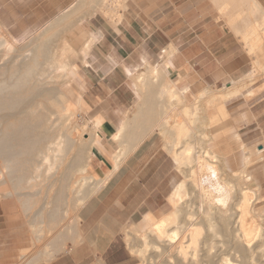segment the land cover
Returning <instances> with one entry per match:
<instances>
[{
  "label": "crops",
  "instance_id": "1",
  "mask_svg": "<svg viewBox=\"0 0 264 264\" xmlns=\"http://www.w3.org/2000/svg\"><path fill=\"white\" fill-rule=\"evenodd\" d=\"M74 2L0 0V22L11 37L23 38ZM122 7L115 20L95 14L83 23L95 41L85 59L74 63L69 87L71 100L80 103L95 130L90 166L96 177L108 179L76 212L65 232L58 233L54 215L53 236L44 248L36 244L42 236L41 212L38 220L34 216L27 221L24 208H16L0 194V264H135L122 232L146 215L167 214L168 198L180 182L167 145L174 132L168 129L185 123L193 135L201 133L200 124L184 119V108L190 114L201 92L217 96L251 70L240 40L264 21V0H125ZM165 56L166 66L161 67L167 79L147 84L146 89L134 84L131 74L146 64L157 66ZM260 87L262 82L253 86L254 95L248 89L210 109V118L228 116L231 135L239 137V142L226 141L219 148L229 170L243 167L242 146L254 150L264 144ZM173 89L180 106L163 93ZM141 136L147 137L139 141ZM261 148L254 153H262ZM257 166L253 173L264 163ZM257 175L250 183L254 189H260L262 181ZM48 217L52 230L53 216Z\"/></svg>",
  "mask_w": 264,
  "mask_h": 264
},
{
  "label": "bare ground",
  "instance_id": "2",
  "mask_svg": "<svg viewBox=\"0 0 264 264\" xmlns=\"http://www.w3.org/2000/svg\"><path fill=\"white\" fill-rule=\"evenodd\" d=\"M105 2L107 3V0H75L69 9L62 12L59 18H56L57 22H55L56 31L61 33V35L59 36V44L53 52L47 49V41L53 37L52 35L57 33L55 30L52 31L51 34L46 33L44 36L41 35L43 39L37 42L38 44L34 51H28L26 53H16L14 50V47L20 45L19 42L21 40H17V38L13 37H11V39L9 37L8 39L5 35L0 34V51L4 49L3 55H0V112L2 114L0 119H3L2 123H0V149H8V156L10 157V160H8L9 163H7L8 165L4 167L5 169L3 168L4 171L7 169L9 172L10 189L2 193L0 192L3 197H13L15 193H13V191H16L18 187L17 184L16 186L14 184L15 179L13 175L20 166L18 161L19 158L22 157L21 154L25 156L24 162L26 163V168L36 158L40 166L37 165L34 167V171L44 175V171L48 172L55 166L60 167V162L67 157V153L65 152L66 145H69V143L72 144V146L73 144H80L77 143L78 139H81L84 145H86L90 144L91 140L94 139L91 138V136L95 134L94 129H91L92 132L90 131L91 134L89 135L90 137H88L87 134L84 133L86 128L84 130H79L75 128L73 123L70 127L60 131L61 125H65L63 123L67 122L69 116L71 117L74 114L76 107L78 110H82L79 102L75 103L71 100L70 93H65L61 90L62 86L69 88L75 76L73 65L75 60H72L71 54L74 53L80 60H84L89 48L95 41V38L90 36L83 40L77 39L73 42L65 38L67 31L75 28L83 19L100 12ZM253 5H255V8L256 3ZM256 8H258V6ZM261 14L264 15V13ZM252 28L254 29V26H252ZM51 30L53 29L50 26L49 31ZM78 32L81 33L80 31ZM246 36L247 34L245 37ZM244 41L246 42V40ZM248 45L252 50L257 49L260 53L263 52L262 56L264 57L263 31L261 34H255L253 38L250 39ZM164 59L162 63L166 66L167 56H165ZM43 63H47L48 66L46 65L47 67L42 68L44 67ZM257 63L258 65L260 64L259 61H257ZM144 67H142V69L144 68L145 70L140 75L137 73L138 80L131 74V78L137 80L135 84L142 80H162L168 78L165 70L159 64L157 66L146 64ZM261 67L263 66L261 65ZM252 68L256 70L254 66ZM254 69L248 73L249 76L255 77L254 73H256V71H254ZM262 69H264V67ZM262 72L264 71L262 70ZM262 74L260 73L259 76ZM62 77L64 79L62 83H58L57 81L59 80H55ZM45 78L48 80L46 79L47 81L44 80L46 82H42ZM238 83L239 82H230L228 87H225L222 92L217 94V101H215L219 102L235 96L239 90L236 86ZM55 91H57L56 96L52 95ZM163 93L175 99H180L178 93L174 89L164 91ZM209 97H212L210 100L213 101V98H215L213 92L203 91L198 98L204 100V98L206 99ZM183 111L185 117L189 116L187 107H185ZM174 126L177 127V129L173 131V136H169L171 137V144L178 143V141L181 140L178 139V137H181L182 134L185 138L188 133H192L189 132L190 129L185 123H177ZM76 135L78 138L77 140L74 138ZM145 137L147 136H141L139 141ZM194 137L196 141V136L194 135ZM233 137L239 142L237 134H233ZM185 140L188 142V139ZM182 143L184 144V142ZM15 144L20 145L19 149L22 151L21 154L13 153ZM191 144H193V142H191ZM167 145L171 147L169 142ZM92 147L93 143L90 145V150L86 157V159H88V164L80 163L79 153L73 157L72 167L76 168V173L78 174L72 179V185L75 184L77 187L75 189L73 187L71 188L72 185H60L59 187L60 195H57L55 201L56 213L54 212V214H52L53 219L54 215H56V218L58 217L59 223L63 222L69 216L67 213L76 214L82 205L93 196L104 185L106 179H108H96L95 174L93 175V170L90 166ZM190 147L191 145L185 148V153H183L185 154L186 160L185 164H183L186 166L185 169L183 168L185 170H183L185 172L183 173L185 174L183 178H187L188 180L180 181L168 198V202L173 209V214H167V216L165 215L160 220H156L151 215H146L140 225L136 224L126 228L123 231L127 236L126 238L131 235V232L132 234L134 233L133 235H135L136 239V235L142 236L139 240L137 239L140 241V245L131 242L134 245H130L128 250L131 251L130 253L139 256L142 261L144 258L146 259V257H149L150 253V257L157 253H159L157 255L164 254L167 258L164 259L165 257L163 256V259L167 260V262L164 261L165 264H264V206L260 208H254L252 206L253 198L259 197V195H257L259 189H250L248 187L251 182L256 180L255 177L247 171L248 166L252 162L251 157L253 153L247 150L248 152L243 158V167L240 170H235L233 174L231 173L232 175L229 173V175L227 173L225 175V172H221V174L225 176H219L220 181L218 187L207 188L201 184L200 175L204 170L202 163L206 161L212 166L216 158L218 160V156L212 152V146H205L202 148L195 146L192 152V147ZM242 148L243 150L245 149L243 146ZM173 151L175 150L173 149ZM177 152L176 155H173V159L176 167H179L181 161L179 159L180 157H177V155H180ZM16 157L18 159H16ZM208 158H210V160ZM117 164L118 162L115 164L114 169ZM220 164L217 169L224 171V165L222 164V166ZM21 165L25 167L23 163ZM198 166L201 169L196 171L195 168ZM212 169L215 170L216 168L213 167ZM2 175L4 176V173L0 171L1 182H3V178L6 176L3 177ZM25 178L26 177L18 178L17 183L20 185L23 182L27 184L30 181H34L32 177L28 179ZM86 179H89V186L87 189L81 190L83 186L86 185ZM33 185L30 184L27 186L31 187ZM75 191L76 193L78 192V194H69V192ZM80 191H82L81 194L79 193ZM260 198L261 197H259V199ZM25 202L27 203L26 200ZM59 209L61 210V215L58 213ZM231 210H234L235 215L233 212V216L231 215ZM257 219L260 221L259 225L257 224ZM217 235L221 236H219L220 240L223 239V242L220 241L221 244H223L222 246L225 245L224 247L229 249H227L228 252L230 250L235 252V255L237 254V258L239 259L236 258L237 260H231L226 258L229 257L227 255H229L231 251L228 254L226 253L227 255H223L222 253L226 252L225 248V250L222 249L221 251L216 249L219 246V244L218 246L215 245ZM259 237H261V242L256 241V238L259 239ZM178 239L180 241L176 243ZM257 243L259 244L257 245ZM128 244L130 243L128 242ZM174 244H177L175 248L173 247ZM173 249L177 251V254H172L171 251ZM219 251L220 254L218 253Z\"/></svg>",
  "mask_w": 264,
  "mask_h": 264
},
{
  "label": "rangeland",
  "instance_id": "3",
  "mask_svg": "<svg viewBox=\"0 0 264 264\" xmlns=\"http://www.w3.org/2000/svg\"><path fill=\"white\" fill-rule=\"evenodd\" d=\"M124 2H125V0H107V3L105 2L103 4L104 8L102 7V10L100 12L96 13V14H101V15H103L105 17L110 18L111 20H115L117 15L123 10L122 6H123ZM59 16H60V14L58 16H56L55 18L51 19L50 20L51 22L49 21L47 24H45L43 27H41L39 29L26 32L27 36H25L24 38H22V37L21 38H17V40H21V41L19 42L20 45L14 47V50L16 51V53L17 52L26 53L28 51H34L35 47L38 44L37 42L38 41L40 42V40L43 39V36L46 33L47 34H51L52 31H54V30L56 31L55 22H57L56 18H59ZM88 18H90V17H88ZM86 19H83L82 20L83 22L81 21L78 24L79 26L77 25V26H75V28L69 30L70 32L67 31V35H66L65 39H67L70 42H73V41H76L77 39L83 40L86 37H88L87 31L85 30L84 24H83L86 21ZM50 26L53 29L51 31H49ZM255 28H257V29H255V31H253L251 28L246 31V33L250 32V34H249L250 36L246 39V42L244 40L243 41L240 40V42L242 44L243 49L245 50L246 54L249 56V59H250V61H249V63H250L249 69H251V70H249V71H252V69H254L252 67L254 66L256 68V70L254 69V71H256V73L258 75L256 73H254L255 77H251V75L250 76L248 75V73H249L248 72L245 75V77L243 76V78H241L240 82L238 81L239 82L238 85H236L239 88L237 94H240L242 91H245V90L249 89V92H250L249 95L252 96V95L255 94V92L252 91L253 86L255 84H258V83H261V82L263 84V87H260L259 90L264 88V75H263L264 72H262V70L264 71V69H262L264 67V61H263L264 57L262 56L263 52L260 53L259 51H257V49L256 50H252V49L249 48V45H248L249 42H250V39L253 38V36L255 34H261L262 31L264 33V22L261 23L260 25H257ZM47 30H48L49 33L47 32ZM78 31H80L81 33H79ZM56 32L57 33H55V35H52L53 37H51V39H49L47 41V49L50 52H53L54 49L57 48V46L59 44V41H60L59 36L61 35V33H59L58 31H56ZM77 33H78V35H77ZM0 34L5 35L6 37H8V39L10 37V39H11V33H8L6 28L2 26L1 22H0ZM251 34H253V35H251ZM41 35H43V36L41 37ZM38 37H40V38H38ZM3 50L4 49H1L0 55H3V53H4ZM167 55H169V54L167 53ZM71 58H72L73 61L75 60L74 61L75 64L77 62L76 60H79V58L76 57L74 55V53L71 54ZM163 60H165V59H163ZM257 61H259V63H260L259 65H258ZM43 65H44V67H42V68H45V67L48 66L47 63H43ZM159 65L161 66V65H164V64L161 62V63H159ZM261 65L263 67H261ZM144 68L137 72L138 75H140L145 70ZM137 73H135L133 77L138 80ZM260 73L261 74L263 73V74L261 76H259ZM134 78H132V79L134 80V84H135V82L137 80H135ZM46 79L47 78H45L43 80L41 79V80H42V82H46L48 80V79L47 80ZM44 80H46V81H44ZM55 80L56 81L59 80V81H57L58 83H62L64 81L63 77L60 78V79H55ZM161 81L162 80H160V79L142 80V81H139L135 85L136 86L139 85L142 89H146L147 88V84H151V83H155V84L159 83L160 84V83H162ZM161 88H162V85L160 86L159 90H161ZM61 90L64 91L65 93L68 92L71 95V91H69L70 88H68L66 86H62ZM52 95L56 96L57 95V91L53 92ZM71 97H72V95H71ZM160 97L162 99V97H165V96L161 94ZM214 97H215V98H213L214 102L212 100H210V99H212V97H209V98H206V99L204 98V100L203 99L201 100L200 98H198L196 100L195 104L193 105V108L190 109L191 112H190L189 116L185 117L184 114L182 115L184 117V119L187 121V123L191 122V119H192V122H191L192 125L194 124L193 121H196V125L200 124L201 133L196 135V141L194 139L195 138L194 135H190L191 133H188V135H190V136L187 135L185 138L183 137L184 136L183 134H182L181 137L179 136L180 138L178 137V139H181V140H179L181 142H179V141H178V143L175 142L176 144H171L172 143L171 140H167V144L169 142V144L171 145V147L170 146L169 147H170L172 156L176 155L177 151H178L177 153L180 154V155H177V157H180L179 159L181 161V164H180L179 167H176L178 172H179V175H180V181L188 180L187 178H185V179L183 178L185 176V174H183V173H185L184 169L186 168V166L183 165L186 162L185 154H183V153H185V151H184L185 148H188L191 145V147H192L191 152H192L193 147H195V146H197L198 148H202V147H205V146L206 147L207 146H212V152L215 155L218 156V160L216 158V160L214 161V164L212 166L209 164V162H206V161L203 162L202 166L204 167V170L202 171V173L200 175L201 184H203V186H205L207 188H216V187H218V184H219V181H220L219 180V176L220 177L221 176H225L226 173L227 174L229 173L230 175H232L234 173V171H235V170H229L226 167L225 163H223L224 159L221 158L222 156L219 155V148L222 145H224L226 143V141H230V140H233L234 142H237V141L233 137V135H231L232 129L230 128V123H229L228 116H227V118H223L222 120L219 119L218 117L217 118H210V109L214 108L217 105V103H221V102L224 103V101L226 100V99H224L222 101L216 102L217 101L216 100L217 96H214ZM166 98H167L166 100H168V101H172L174 99L176 101V103H175L176 106H178V105L180 106V105L183 104V103H181V99H175V98H173L171 96L170 97H166ZM209 102H211V103H209ZM76 109H77V107H76ZM76 109H75L74 114L71 117L69 116V118L67 119V122L63 123L65 125H63V126L61 125V127H60L61 130L60 131L66 129L67 127H70L71 124L73 123L75 128H77L79 130H84L86 128L87 131L84 130V133H86L87 136L90 137L89 135L92 132L91 129H94L92 127L93 125L91 126L89 124V122L87 121V119L84 118V115L86 113L85 111H82L80 109L76 110ZM1 116H2V114L0 112V117ZM2 121H3V119H0V123H2ZM175 129H177V127L170 126V128L168 130H169V132H171V131L173 132ZM189 132H191V130H189ZM217 133H218V135H217ZM93 136H94V134L91 136V138H94ZM83 137H86V136H83ZM231 137H233L234 139L231 138ZM74 138H76V140H77L78 139L77 135L74 136ZM185 139H188V142ZM197 140H198V143H197ZM190 141L193 142V144H191ZM182 142H184L185 145ZM185 142H187V143H185ZM77 143H80V144H77V145L73 144V146H72V144L69 143V145H66V151L65 152L67 153L66 154L67 157L62 160L63 162L62 161L60 162V167H56V166L54 168L52 167V170H50L48 172L44 171V173H45L44 175H41V173H37L36 171H34V167H36L38 165V162H37L36 158L26 168V165H25L26 163L24 162L25 156H24V154H21L22 151L19 149L20 145L19 144L18 145H16V144L14 145L15 150L13 151V153L14 154L18 153V154L22 155V157L19 158V161L17 160L18 163L20 164V166L18 165L19 169L17 168V171L13 175V178L15 179L14 180V184H15V186L17 184L19 188L17 187L16 191H13V193L15 192L13 197H11V198L10 197H6V198L4 197L3 199L6 200L7 202H9L11 205H14L16 208H18V207L21 208V209L24 208L25 213H26L27 221L31 220L34 216H36V218L38 220L39 218L37 216H39V213L41 212V214H40L41 216H39V217H40V221H41L40 223H41V230H42L41 235L42 236L40 237V240L36 244L37 245L41 244V246L43 248H44V245L49 243L51 237L53 236V231L55 229V226H54L55 222H54V219L52 218V224H51L52 230H50V228H49L50 227L49 226V217L48 216H50L51 214H54V212L56 210L55 201H56L57 195H60L59 194V187H60V185H72V179L75 177L76 174H78V173H76V168L72 167L73 157H75V155H77L79 153L80 154V159H79L80 163L88 164V159H86V157L88 156V151L90 150V145L92 143H94V139L91 140L90 144H86V145H84V143H83V141L81 139H78ZM188 143H189V145H188ZM263 146H264V144H261V146H257L256 148H254V150H248L247 149L248 151H251L253 153V155L251 157V161L252 162L248 166L247 171L250 174H252V175H257L259 173L260 176L257 177V178H258V180L259 179L262 180V181H260L258 183L260 189L258 188L259 191H258V194H257L261 198L259 199V197H257V196H256L257 198H253L252 206L254 208H260V207L264 206V198H263L264 197V174H263L264 173V167H261L260 170H258L255 173H253V171H255L254 169L258 167L257 165H259V164L261 165L262 163H264V151L262 153H260V154L254 153L257 148H261ZM173 149L175 151H173ZM247 150L244 149L243 153L246 154L248 152ZM173 152H174V154H173ZM8 153H9L8 149H0V165H1L0 166V171H2V173H4V176L6 175L5 178H3L5 181L3 180V182H1L2 179L0 181L1 182V184H0L1 185L0 186V189H1L0 192L1 193L10 189V186H9L10 185V183H9V175H8L9 172H8L7 169L4 171V169H5L4 167H6L8 165L7 164V163H9L8 160H10V157L8 156ZM16 159H18V158L16 157ZM208 159L210 160V158H208ZM221 159H222V162H221ZM3 163H4V165H3ZM22 163H23V165H25V167H23L21 165ZM219 164L220 165L223 164L224 166L223 165L222 166H223V168L225 167L226 171L224 169H223L224 171L218 170L217 168H219L218 167ZM38 166H40V165H38ZM20 167H21V169H20ZM213 167L216 168L215 169L216 172H215L214 169H212ZM72 168H73V170H72ZM198 169L200 170L201 168L199 166L195 168L196 171ZM19 170L20 171L22 170L24 172H22V171L20 172ZM221 172L222 173L225 172V175L224 174L222 175ZM93 175H94V172H93ZM23 177H26L25 179H28V178L32 177V179L34 181H30L27 184L23 182L22 184L19 185V183H17V179L18 178H23ZM96 179H98V177H96ZM86 180H87L86 181V185L83 186V188L81 190L88 188L89 179H86ZM29 183L32 184V185L34 184L35 186L34 185L31 186V187L27 186V185H30ZM255 186H256L255 184H249L248 185V187L250 189H254ZM27 187H29V188H27ZM72 187L75 189L77 186L75 184H73L71 186V188ZM81 192L82 191H80L79 193L81 194ZM65 193H66V191H65ZM69 194L70 195H74V194L76 195V194H78V192L77 193H76V191L75 192H69ZM25 200L27 201V203L25 202ZM60 211L61 210L59 209L58 210L59 215L62 214ZM172 211H173V209H172V207L170 205V209H169V212L167 214H170V215L173 214ZM232 212L235 215L234 210H231V215L233 216ZM76 214L67 213V215H69V216L63 222H60V223H59V220H58V217H57L56 229H57L59 234L62 231L65 232L67 230V224L69 223V221L72 218H75L74 216ZM167 214H165V215L167 216ZM165 215L157 217L158 219L155 216H153V217L156 220H160ZM142 221H143V219L139 223H135V224L140 225L142 223ZM259 223H260V221H258V219H257V224L259 225ZM132 225L133 224H131L130 226H132ZM263 227H264V221H263ZM263 227H262V229H263ZM122 234H123V238H124L127 250L130 248V245H132L133 243L140 245V243H139L140 241H138V240L140 238H142L141 235H136V237L138 239L137 240L135 238V235H133L134 233L132 234V232H131V235L128 238H126L127 236H126L125 233L122 232ZM219 236L220 235H217V238L215 239V243H216L215 245L218 246V244H219L218 248H216V249L221 251L222 249L225 248L224 247L225 245L222 246L223 244H221V242H223L222 241L223 239L221 238L222 240H220ZM256 239H257L256 240L257 242H261V237H259V239L258 238H256ZM127 241L130 244H128ZM134 241H137V242H134ZM179 241L180 240L178 239V241L176 243H178ZM217 241H218V243H217ZM131 242H133V243H131ZM255 244H256V242H255ZM258 244L259 243H257V245ZM176 246H177V244L173 245L174 248ZM253 246H254V244H253ZM137 247H139V246H137ZM227 249L225 250L226 252L225 253L223 252L222 254L223 255L224 254L227 255L231 251L233 253V257H232V253L230 252L229 255H227V256L232 257V258H229V257L225 256L226 258L231 259V260L239 259V258H237L238 255L237 254L235 255V252H233L232 250H230L228 252ZM220 251L218 252L219 254H220ZM128 252L133 257V259L135 261V264H160V263L165 264L164 261L167 262V260H164V259H167L164 254L157 255V254H159V253H157L155 255H152V257H150L151 256V253H150L149 257H146V259L144 258V260H145V262H144V260L142 261L141 258L139 256H137L136 254L134 255V254L130 253L131 252L130 250H128ZM171 252H172L173 255H175V253L177 254V251L174 250V249Z\"/></svg>",
  "mask_w": 264,
  "mask_h": 264
}]
</instances>
